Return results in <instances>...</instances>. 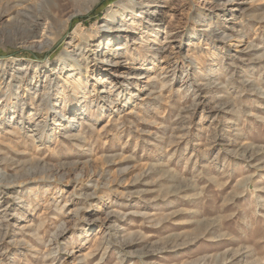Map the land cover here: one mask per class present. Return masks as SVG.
I'll return each instance as SVG.
<instances>
[{"label":"rangeland","instance_id":"1","mask_svg":"<svg viewBox=\"0 0 264 264\" xmlns=\"http://www.w3.org/2000/svg\"><path fill=\"white\" fill-rule=\"evenodd\" d=\"M42 1L0 0V264H264V0Z\"/></svg>","mask_w":264,"mask_h":264},{"label":"bare ground","instance_id":"2","mask_svg":"<svg viewBox=\"0 0 264 264\" xmlns=\"http://www.w3.org/2000/svg\"><path fill=\"white\" fill-rule=\"evenodd\" d=\"M96 1L97 0H67L66 4H62L63 0H52V3H54V6H55L54 7L55 9H53V10H55L54 12H56V14L60 17H62L64 11L68 7H74L75 8V11L71 15H69L65 21V25H67L68 23H70L72 21V19L76 15H78L80 13V8L82 6L86 5L88 10H89ZM127 1L128 2H126V4H123L120 6L123 7L124 9H127L128 12H131V13L134 12V10L137 8L136 6H139V4L136 5L134 0H127ZM45 4L50 5V0H43L42 2H39L38 6L36 5L34 7H31V8L28 7V10H26L27 11L26 13L19 14L18 17L14 18V23L17 24V28H19L20 30H23L25 32H28L30 34V38H36L35 30L41 26V24L39 22L40 16H38L39 15V9L41 10L43 5H45ZM113 14H114L113 10L108 11L107 17H108L109 21L106 22V24L101 27V31H100V32H102L101 38L104 37L103 35H106V37H105L106 40H108L109 38L116 39V38H118V36L121 33L125 32L124 28L126 25L124 24V21L123 20L116 21L113 17ZM143 14H145V13L143 10H141L138 15L142 16ZM41 18L45 21H49V23L51 24L50 27L52 30V27H53L52 24L54 22V19L52 17H49V15H47V13H43ZM50 27L47 28L48 29L47 33H49ZM64 27H66V26H64ZM123 49H124L123 47H119L114 52H119L120 50H123Z\"/></svg>","mask_w":264,"mask_h":264}]
</instances>
